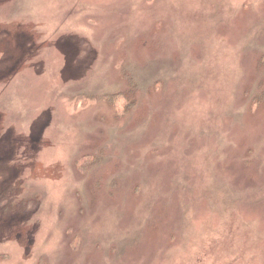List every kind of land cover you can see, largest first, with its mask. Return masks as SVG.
<instances>
[{
	"label": "rangeland",
	"instance_id": "rangeland-1",
	"mask_svg": "<svg viewBox=\"0 0 264 264\" xmlns=\"http://www.w3.org/2000/svg\"><path fill=\"white\" fill-rule=\"evenodd\" d=\"M0 264H264V0H0Z\"/></svg>",
	"mask_w": 264,
	"mask_h": 264
},
{
	"label": "trees",
	"instance_id": "trees-1",
	"mask_svg": "<svg viewBox=\"0 0 264 264\" xmlns=\"http://www.w3.org/2000/svg\"><path fill=\"white\" fill-rule=\"evenodd\" d=\"M127 83H128V86L126 87L125 91H122L120 93H117V94H114V95H110L108 96L107 98V102H109L111 105H116L117 104V101L119 102L120 99L121 100H125L128 104L126 105L127 108H131L133 106V102H131V100L133 99V95L135 92H137V89H139V87L136 85V86H133L132 85V81H130L126 75L124 76ZM259 91V90H258ZM257 91V92H258ZM131 102V103H129ZM256 101H254L253 103H255ZM126 108V110H127ZM125 110V111H126ZM22 209L25 211V210H29V202H24L22 205Z\"/></svg>",
	"mask_w": 264,
	"mask_h": 264
}]
</instances>
